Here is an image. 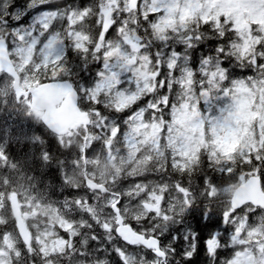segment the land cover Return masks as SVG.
Segmentation results:
<instances>
[{"label": "snow or ice", "instance_id": "1", "mask_svg": "<svg viewBox=\"0 0 264 264\" xmlns=\"http://www.w3.org/2000/svg\"><path fill=\"white\" fill-rule=\"evenodd\" d=\"M6 81L49 131L91 140L85 157L163 150L168 168L203 163L235 184L220 211L178 215L163 183L158 194L133 180L83 241L64 220L51 251L0 232V264H264V0H0ZM216 179L199 177L205 197Z\"/></svg>", "mask_w": 264, "mask_h": 264}, {"label": "rangeland", "instance_id": "2", "mask_svg": "<svg viewBox=\"0 0 264 264\" xmlns=\"http://www.w3.org/2000/svg\"><path fill=\"white\" fill-rule=\"evenodd\" d=\"M7 81L4 84V87L0 89V113L3 114L2 119H6L10 116L16 108L14 103V98L11 95H7ZM4 100L2 103L1 101ZM14 103V105H13ZM4 104V105H3ZM22 104V105H20ZM19 106L22 107V112L24 115L28 116L32 122L30 124H26L24 126L19 125V127L24 128L22 133L26 132L27 129L32 132H36V121L39 120L35 116H30L27 114L28 110L24 106V102H20ZM26 123L25 119H23ZM1 122V121H0ZM0 124V130H3V139L5 140V144L7 139H9L12 134L10 140H16V142H21L23 137L25 136L17 134L16 127L18 125H12L11 121L6 119ZM14 129V131H12ZM39 129V128H38ZM38 131V130H37ZM29 138L31 137L28 136ZM33 137V134H32ZM4 140H0V145H4ZM55 144L57 146L63 147L65 149L64 153H57L53 155V159H55L58 167L61 168L62 174L59 175V178L63 180L59 181L54 178L53 182H49L42 176L38 179L39 182H43V185L37 189L34 186L32 181L26 180L31 176L28 175V178H23L20 173H11V167L7 169V166L4 167L3 164H0V179L4 178L7 174L9 176H19L20 178L16 180V182H10V191L8 192L7 198L14 197L17 200V205L20 210V214L27 226L28 232L31 233V239L33 240V249L37 251L41 245L39 243L40 240H44L48 245L49 250L51 251L53 244L52 242L59 241V229L58 225L61 220L66 221L67 223L73 224L74 231L80 237L81 241H83L86 237H91L94 235V231L87 228L86 232H82V227L87 222L88 225L92 227H97V224L102 227L103 224L107 222H111L110 213L108 212V204L111 200V195L100 196L98 194L91 195V199H86V196L83 194V175L86 174L90 178L97 180L99 182H105L108 184L107 186L111 190V193L118 192L123 195H127L129 191L136 190L134 189L133 180L140 181L141 187H144L145 182L149 188H155L157 193L159 194V188L161 183L165 185V190L170 192L169 200L174 206L178 215H182L181 208H185L187 206V195L183 196L179 193L178 190L175 189V185H173L169 181H164L163 174H159V176H152L153 172H157L159 169L167 168L170 170H178L182 171V168H168L169 161L165 159L163 150L159 155L154 152H151L150 149L140 151L139 155H133L130 159L124 155H119L118 152H111L110 155L112 159H108L102 151L101 148H97L95 152L91 153V155L85 157L84 151L87 147H90L91 140H86L85 135L79 132L77 136L73 138L61 137L55 138ZM66 158V159H65ZM4 161V159H1ZM52 164V167H47V170L53 169V166L56 164ZM8 165V163H6ZM149 165V169L146 170ZM192 166L191 163L187 165V168ZM145 168V170H144ZM7 169V170H6ZM152 172V173H151ZM53 171H50L52 174ZM145 174V178L137 176ZM151 173V174H150ZM64 175V176H63ZM131 175V176H129ZM21 179H25L24 182L26 185H21ZM226 176L222 179H217V181L224 182L226 181ZM57 184V185H56ZM71 185L75 187L74 189H70L67 185ZM69 187V189H68ZM233 188L230 184L222 186L221 193L229 196L230 190ZM72 192V195L69 193ZM47 193L53 195H46ZM64 195L76 196V201L80 203L73 204V201L70 202L69 206L73 209L70 210L68 207L63 206L61 202H59V198ZM63 201V200H61ZM64 202V201H63ZM62 205V206H61ZM3 212L0 211V224L4 225L0 228V232H3L6 237L16 245L19 243V238L15 229L13 228L12 220L8 217L6 220L2 216ZM172 214L171 212L169 213ZM93 221L96 223L94 224ZM86 226V224H85ZM96 229V228H95ZM44 233H49V235L45 236ZM107 235V234H105ZM69 243H74L71 236L69 237ZM99 243V241H97ZM3 245V241H0V246ZM15 251V248H13ZM72 252H69V255ZM43 260V259H40ZM39 260V261H40ZM38 261V264H39ZM67 257H65V262L62 264H66ZM30 264V260H29ZM43 264H61L57 259L51 261H43Z\"/></svg>", "mask_w": 264, "mask_h": 264}, {"label": "trees", "instance_id": "3", "mask_svg": "<svg viewBox=\"0 0 264 264\" xmlns=\"http://www.w3.org/2000/svg\"><path fill=\"white\" fill-rule=\"evenodd\" d=\"M11 117V115H10ZM10 121V120H9ZM12 125H18V121L14 120L12 123ZM21 127H19V125L16 127L17 129V134L22 135L24 133H22V129H20ZM41 133H43V135H41ZM13 134V133H12ZM12 134L10 135L9 139H7V142L5 144V140H4V152H5V156L7 158V162H5L3 164L4 167L7 166V169L10 167V165L14 166L16 164H18V162L24 163L27 166L24 167L26 170L25 171H20V174L22 175L23 178H28V175L26 174H31V176L33 177H29L26 180L32 181L34 183V185L39 189L40 186L43 185V182H39L38 179H40L42 176L47 177L45 178L46 180H48L50 183L53 182V179L56 178L57 176L62 174V170L60 167H58L55 159L53 158H49V159H41V148L43 145L47 144V140L46 138H48L49 140H52L54 145L55 144V137L53 135H51L50 133H48L45 130L42 131H36V132H32V134L30 132L31 137L28 139H25L23 137L21 142H16V140H10ZM28 145L27 149H25V145ZM9 148L11 149L9 151ZM39 149V150H37ZM53 154H56L54 152V149L51 151ZM1 162V160H0ZM54 162L56 163L55 166H53V169L47 170V167H52V164H54ZM8 163V165L6 164ZM23 165V164H21ZM6 169V170H7ZM54 169H59V172H54L52 174H50V171L52 172V170ZM203 175V174H201ZM206 175V174H205ZM196 175H193L192 177L187 178L188 181H186L185 179H183L184 182H186L189 187L191 186V184L193 185L196 182H199V177H195ZM216 176V175H215ZM206 180L209 181V179L211 178V176L209 174H207ZM209 178V179H208ZM217 179H222L223 177H217ZM23 179V180H25ZM181 179V178H179ZM216 179V183L218 185V181ZM60 180L62 181V184L64 181V179L62 180L60 178ZM234 181L232 179H229V182ZM220 183V182H219ZM197 184V183H196ZM57 185V184H56ZM199 186V185H196ZM219 186V185H218ZM0 187H1V179H0ZM7 189V187L5 188ZM0 190V195L1 193H4V190ZM41 189V188H40ZM199 194H203L202 190L200 188H198ZM1 200H3V196H1ZM195 194H194V201L190 204L189 207H192V210L196 211L197 213L200 210H205V209H213L216 211H220L222 208V203L224 201H226L225 199L223 200V196H216L215 198H207V197H199L198 199H196L195 201Z\"/></svg>", "mask_w": 264, "mask_h": 264}, {"label": "bare ground", "instance_id": "4", "mask_svg": "<svg viewBox=\"0 0 264 264\" xmlns=\"http://www.w3.org/2000/svg\"><path fill=\"white\" fill-rule=\"evenodd\" d=\"M11 115V117L9 116V117H7L6 119H8V120H10L11 121V123L14 121V120H17L18 121V123L20 124V125H22V126H24V125H26V124H30V122H32L33 120H31L28 116H26V115H24V112H13L12 114H10ZM3 114H1L0 113V124L1 123H3L2 122V120L3 121H6V119L4 120V119H2L1 120V117L3 118ZM23 119H25V121H26V123L24 122V120ZM36 129H41V126H40V124L36 121ZM20 129H22V131H23V129L24 128H20ZM24 133V132H23ZM23 136H25V139H28L29 137L28 136H30V130L29 129H27L26 130V132L23 134ZM46 140H47V144H45V145H43L42 147H40L41 148V159L42 160H44V159H49V158H54V157H52L53 155H56L57 153H61V154H63L64 153V151H65V149H63V147H60V146H57V145H54L53 146V149H54V152L56 153V154H53L52 152H48V141H49V139L48 138H46ZM66 159V158H65ZM22 162V161H21ZM21 162H18V164H16V165H14V166H12L11 168V173H13V174H15V173H20V171H25L26 169L24 168V167H26L27 165L26 164H24V163H21ZM21 164H23V165H21ZM211 165H208V166H205L203 163H201L200 165H198L197 167H193V166H191L190 167V169L187 171V172H180V171H178V170H170V169H167V168H163V169H159L157 172H151L150 174L154 177V176H159V174H163V176H165L166 177V174H165V171H164V169L169 173V174H171L173 177H175L176 179L177 178H183V179H185L186 181H188L187 180V178H189V177H192L193 175H196L195 177H200L201 176V174H203V175H205V174H209L210 176H212V175H215V173L216 172H211L210 171V169H211ZM144 176H145V173L143 174ZM129 176H131V175H129ZM205 176H207V175H205ZM165 177H164V179H165ZM20 177L19 176H16V175H13V176H9L8 174L4 177V178H2L1 179V187H0V190H3V189H5L6 187H9L10 185H9V183L10 182H12V183H14V182H16V180H18ZM199 181V180H198ZM21 185H18V186H23V185H26V183L24 182V180H22L21 179ZM197 183V184H196ZM196 183H194L193 185L191 184V186L189 187V185H188V187L190 188V190H191V192H192V194H193V196H194V194H195V201H196V199H198L199 197H204L205 195V191L207 190L206 188H203V187H201V185H200V183L199 182H196ZM69 187H70V189H74L75 187H73V186H71V185H69V184H67ZM196 185H199V186H196ZM205 185H208V180H206V177H205ZM26 187H27V185H26ZM69 187H68V189H69ZM208 187H210V185H208ZM83 188V187H82ZM198 188H200L201 190H202V193L203 194H199V191H198ZM6 194V189L4 190V193H1V195L0 196H4ZM83 194L86 196V199H91L92 197H91V195L87 192V191H83ZM2 216L5 218V220L9 217L8 216V214L7 213H3L2 214ZM4 225H2V224H0V228L1 227H3ZM109 238V237H108ZM70 255H72V254H70ZM58 261H60L61 262V260H59V259H57ZM63 262H65V257L64 258H62V263ZM66 264H67V262H66Z\"/></svg>", "mask_w": 264, "mask_h": 264}, {"label": "water", "instance_id": "5", "mask_svg": "<svg viewBox=\"0 0 264 264\" xmlns=\"http://www.w3.org/2000/svg\"><path fill=\"white\" fill-rule=\"evenodd\" d=\"M89 182H91V184L97 185L96 183H94V182H92L90 180H87L86 184H87V186H89L91 188H94V187H92ZM97 186H100V185H97ZM100 188H102V187H100ZM257 191H258V185H257ZM231 198H232V196H231ZM245 198H248V197H245ZM15 215L18 216L16 211H15ZM18 229H19V232H20L21 236H23L27 240V236H26V233H25V228H24L23 224L20 221L18 222Z\"/></svg>", "mask_w": 264, "mask_h": 264}]
</instances>
